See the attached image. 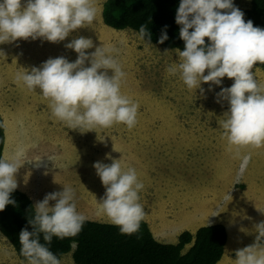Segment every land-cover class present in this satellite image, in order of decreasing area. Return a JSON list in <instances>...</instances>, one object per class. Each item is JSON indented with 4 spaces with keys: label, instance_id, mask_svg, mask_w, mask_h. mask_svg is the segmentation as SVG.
Instances as JSON below:
<instances>
[{
    "label": "rangeland",
    "instance_id": "rangeland-1",
    "mask_svg": "<svg viewBox=\"0 0 264 264\" xmlns=\"http://www.w3.org/2000/svg\"><path fill=\"white\" fill-rule=\"evenodd\" d=\"M103 1L95 0L97 14L93 24L73 31L64 41L29 38L0 43L3 158L31 159L35 166L39 163L36 168H42L43 173L54 170L60 177L74 178L78 185V169L87 164L90 168L87 176L80 174L82 179L95 174L94 164L87 162L93 152H117L118 159L136 169L144 185L139 196L147 204L151 201L149 210L156 209L152 201L156 205L170 201V215H177L178 204L184 209L194 195L195 201L187 211L192 214L197 210L195 224L222 223L239 239L244 237L247 246L253 244L257 235L254 226L264 221V146L239 149L241 156L250 155L251 159L244 174L238 176L241 159L235 150H228L219 126L229 105L226 100L218 103L216 96L221 87H230L234 80L225 76L222 84L211 85V90L209 83H202L204 95L199 89L189 90L178 74L167 71L178 63L175 48L140 40L131 29L116 30L105 25L101 19ZM249 2L233 0L239 9L248 7ZM77 36L93 40L94 47L87 52L100 45L117 50L114 55L126 73L121 92L139 105L133 128L116 123L88 131L70 129L52 115L49 101L39 89L30 91L16 80L17 72L39 67L48 58L64 56L74 62L78 54L65 48V44ZM253 71L264 85V70L254 66ZM128 148L137 149L133 154L140 159L141 168L133 165ZM141 150H146V154ZM39 158V162L34 160ZM21 182L27 183V179ZM162 193L167 197L162 198ZM156 210L148 213L157 214ZM187 225L191 226V219H187ZM61 258V264H74L70 252ZM0 264H28L18 259L1 234Z\"/></svg>",
    "mask_w": 264,
    "mask_h": 264
},
{
    "label": "clouds",
    "instance_id": "clouds-1",
    "mask_svg": "<svg viewBox=\"0 0 264 264\" xmlns=\"http://www.w3.org/2000/svg\"><path fill=\"white\" fill-rule=\"evenodd\" d=\"M96 14L95 0H0V43L29 38L59 43L73 31L92 25ZM175 21L181 26L184 49H175L178 63L167 71L178 74L189 90L199 89L201 95L205 93L202 83H209L211 90L225 76L234 80L216 96L218 103L226 100L229 105L219 126L228 150H235L241 159L238 176H242L251 157L241 156L239 149L264 146V85L253 71L257 63L264 64V28L254 26L252 20L246 22L233 0H180ZM151 35L142 24L138 38L151 44ZM167 39L164 31L158 43ZM93 47L91 38L77 36L65 44L78 54L74 62L64 56L48 58L39 67L17 72L16 80L30 91L39 89L52 115L70 129L88 131L116 123L131 129L137 123L139 105L121 92L126 73L114 55L117 50L100 45L86 51ZM107 158L112 162L93 165L106 189L100 209L122 234L131 235L145 216L139 202L144 185L134 167L125 168L110 154ZM23 163L19 156L0 158V210L14 203L10 194L18 186L15 174ZM74 197V189L63 185L62 191L47 193L35 203L34 216L28 220L33 230L25 227L19 233L20 253L28 264H61L49 248L53 238L76 236L87 219L77 211ZM254 229L255 242L236 250L235 264H264V221Z\"/></svg>",
    "mask_w": 264,
    "mask_h": 264
},
{
    "label": "trees",
    "instance_id": "trees-1",
    "mask_svg": "<svg viewBox=\"0 0 264 264\" xmlns=\"http://www.w3.org/2000/svg\"><path fill=\"white\" fill-rule=\"evenodd\" d=\"M179 3L180 0H104L101 19L113 29H131L137 34L140 26L146 25L152 33V44L183 50L184 41L179 37L181 26L175 21ZM240 10L246 22L252 20L254 26L264 28V0H250L248 7ZM164 31L168 39L163 44L158 43ZM205 40L207 43V38ZM255 67L264 70V64L257 63ZM4 142L0 115V158H3ZM10 199L14 203L0 210V234L8 240L18 259L27 261L20 253L19 233L25 227L33 230L28 220L34 216V205L28 195L17 188ZM226 240V228L217 222L199 226L194 232L183 230L175 242L167 243L153 236L144 219L139 230L131 235L122 234L112 223L86 219L76 236L54 237L49 248L59 259L70 252L74 264H216Z\"/></svg>",
    "mask_w": 264,
    "mask_h": 264
},
{
    "label": "crops",
    "instance_id": "crops-1",
    "mask_svg": "<svg viewBox=\"0 0 264 264\" xmlns=\"http://www.w3.org/2000/svg\"><path fill=\"white\" fill-rule=\"evenodd\" d=\"M65 139L67 141H70L72 138ZM135 150L137 149L128 148V153L131 156V159L135 161L133 165H136L138 168H141L142 166L139 163L140 159H137L133 154ZM140 152L143 153V155L146 154V150H141ZM109 154L112 158L118 159V157H116L117 152L114 153V151H107L103 154L93 152V156L90 160H87L85 158V154L83 156L84 159H86L89 163L94 164L97 161H101L103 163H111L112 161L107 158V155ZM20 160L21 163H24L21 165V167L15 174L18 178L17 181L19 182H17V189L25 192L31 199L33 205H35L37 201L43 200L44 196L47 193L54 191H62L63 185L70 186L74 189L75 192L74 200L78 212L84 214L88 220L111 223L107 216L100 209L99 201L104 196L106 189L103 186L100 177L96 174V169L94 176L82 179V177L80 176L81 173L82 175L87 176L90 172L88 164L85 166V168H76L78 169V178H80L81 182L83 183V185L80 187L81 182L77 185V182L72 177V179L60 177L57 173H54V170H50L49 172L43 173V169L36 168L31 159L20 158ZM121 163L122 165H124L125 168L130 166L122 160ZM25 178L27 179V183L21 182V180ZM161 197L166 198L167 196L166 194L162 193ZM162 198H160V201L162 200ZM195 198L196 197H194L193 195L191 199H189L188 206H185L184 209H181V206H179L178 204V207H176L177 215H170V210L168 209V206L171 203L170 201L164 202L162 205H156L154 201H152L154 206H156L157 210L152 208V210H149V206H151L149 204L151 201L149 202V204H147V201L143 199L139 200V202L144 206V220L147 222L148 226L150 227L153 233V236L158 241L173 243L177 240V236L181 231L188 230L190 232H194L195 229L199 226L207 225L203 223L195 224L199 217L197 210H195V212L192 214L187 211V208H190L192 206L193 202L195 201ZM49 203L51 205L54 204L55 201H50ZM154 210H156L155 212H157V214L153 215L148 213V211ZM187 219H191V226L187 225ZM226 231L227 240L224 246L223 254L216 264H235L236 250L247 246L245 244L243 236H241L243 237L242 240L241 238L239 239L240 236H238L237 233H235L234 231L233 233H231V231H229L227 227Z\"/></svg>",
    "mask_w": 264,
    "mask_h": 264
},
{
    "label": "bare ground",
    "instance_id": "bare-ground-1",
    "mask_svg": "<svg viewBox=\"0 0 264 264\" xmlns=\"http://www.w3.org/2000/svg\"><path fill=\"white\" fill-rule=\"evenodd\" d=\"M102 6V5H101ZM10 135V134H9Z\"/></svg>",
    "mask_w": 264,
    "mask_h": 264
}]
</instances>
